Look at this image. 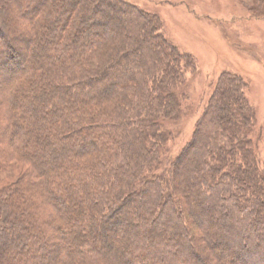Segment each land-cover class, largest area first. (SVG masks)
Wrapping results in <instances>:
<instances>
[{
  "label": "trees",
  "instance_id": "1",
  "mask_svg": "<svg viewBox=\"0 0 264 264\" xmlns=\"http://www.w3.org/2000/svg\"><path fill=\"white\" fill-rule=\"evenodd\" d=\"M161 30L124 0H0V264H264L247 83L221 75L166 165L195 61Z\"/></svg>",
  "mask_w": 264,
  "mask_h": 264
},
{
  "label": "rangeland",
  "instance_id": "2",
  "mask_svg": "<svg viewBox=\"0 0 264 264\" xmlns=\"http://www.w3.org/2000/svg\"><path fill=\"white\" fill-rule=\"evenodd\" d=\"M124 1L158 16L162 22L161 33L195 61V67L185 72V86L180 91V117L166 125L172 137L167 142L164 163L169 164L191 142L221 75L229 72L247 83L245 94L255 110L251 137L264 176V0ZM98 13L103 18L106 12L98 10ZM108 16L114 23L111 28H115L119 14L109 13ZM86 27L92 33L105 30L99 21L89 22ZM117 32L121 33V30ZM114 42L112 39L110 44ZM13 173L12 170H0V185L6 183ZM225 178L231 180L229 175ZM41 253L39 258L45 255Z\"/></svg>",
  "mask_w": 264,
  "mask_h": 264
}]
</instances>
